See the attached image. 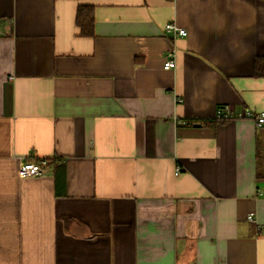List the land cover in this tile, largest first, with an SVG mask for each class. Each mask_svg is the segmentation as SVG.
Segmentation results:
<instances>
[{
	"label": "crops",
	"instance_id": "1",
	"mask_svg": "<svg viewBox=\"0 0 264 264\" xmlns=\"http://www.w3.org/2000/svg\"><path fill=\"white\" fill-rule=\"evenodd\" d=\"M259 60L264 0H0V264H264Z\"/></svg>",
	"mask_w": 264,
	"mask_h": 264
},
{
	"label": "built area",
	"instance_id": "2",
	"mask_svg": "<svg viewBox=\"0 0 264 264\" xmlns=\"http://www.w3.org/2000/svg\"><path fill=\"white\" fill-rule=\"evenodd\" d=\"M164 31L166 34H175V35H185L186 30L184 28H180L175 23H168L164 27ZM163 68L165 70H172L176 68V61L171 58V56L167 57L164 61ZM234 118H247L255 121L258 128H264V112L255 113L252 110H244L239 114H234L233 110L225 105L220 106L215 114L216 120H230ZM52 164V159L46 157H40L37 160H25L20 159V164L18 166V176L20 178H28V177H36L43 174H46L50 171V167ZM181 169L176 168V173L179 174ZM249 219H253L251 216Z\"/></svg>",
	"mask_w": 264,
	"mask_h": 264
},
{
	"label": "trees",
	"instance_id": "3",
	"mask_svg": "<svg viewBox=\"0 0 264 264\" xmlns=\"http://www.w3.org/2000/svg\"><path fill=\"white\" fill-rule=\"evenodd\" d=\"M76 24L80 28L83 37H94L95 35V16L94 8L91 6H80L77 11ZM257 74L264 76V63L258 61Z\"/></svg>",
	"mask_w": 264,
	"mask_h": 264
}]
</instances>
